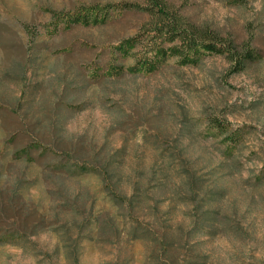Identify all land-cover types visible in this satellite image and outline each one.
<instances>
[{
    "label": "rangeland",
    "instance_id": "374dc122",
    "mask_svg": "<svg viewBox=\"0 0 264 264\" xmlns=\"http://www.w3.org/2000/svg\"><path fill=\"white\" fill-rule=\"evenodd\" d=\"M122 1L143 4L0 0V116L55 121L54 105L66 97L75 106L60 115L64 132L120 152L114 183L137 203L108 204L96 178L34 190L65 234L45 231L29 250L0 246V264H264V0H170L242 39L263 26L260 54L236 74L214 53L197 65L170 59L155 73L137 71L134 53L121 56L117 47L140 31L141 12H117L100 25L70 22L82 8ZM213 121L242 130L234 152ZM12 129L0 117V143ZM206 211L215 215L203 223ZM94 219L103 224L87 229ZM130 220L147 233L133 235Z\"/></svg>",
    "mask_w": 264,
    "mask_h": 264
},
{
    "label": "trees",
    "instance_id": "16d2710c",
    "mask_svg": "<svg viewBox=\"0 0 264 264\" xmlns=\"http://www.w3.org/2000/svg\"><path fill=\"white\" fill-rule=\"evenodd\" d=\"M183 6H176L170 0H143V4L122 1L82 8L70 22L100 25L112 20V14L117 12L137 11L146 15L140 31L117 47L121 56L134 53L133 68L141 73H155L170 59H175L179 66L197 65L205 54L214 53L223 56L231 65L232 74H236L243 72L260 54L257 31H262L263 26L253 27L249 37L242 39L183 14ZM113 62L114 66L118 64L117 59ZM74 106L67 103L66 97H61L54 105L55 121L28 118L19 111L13 120L6 111L0 116L4 125L13 127L7 139L0 143V246L29 250L35 246L33 238L45 231L59 229L65 234L60 226L61 218L52 214L44 199L36 200L31 195L37 189L47 194L50 186L58 183L96 178L100 181L99 194L104 195L108 204L136 208L137 203L119 194L114 183L117 173L113 170L120 152L110 155L105 148L96 149L83 138L70 137L64 132L60 115L65 108L71 110ZM212 124L224 137L227 151L234 152L242 144L240 128L233 129L227 122L213 121ZM260 182H264V171ZM219 195L222 196L215 194ZM206 198L207 195L201 197L199 202L203 204ZM66 206L74 207L73 204ZM211 213L215 215L212 211L205 212L206 217H201L203 223L210 220ZM102 222L91 220L86 228H95ZM130 222L135 224L134 220ZM199 226L206 234L214 230ZM195 231L197 228L192 232ZM146 233L135 224L133 235Z\"/></svg>",
    "mask_w": 264,
    "mask_h": 264
}]
</instances>
